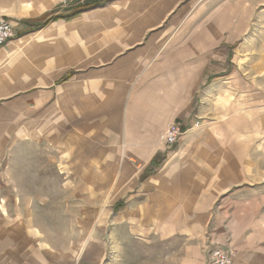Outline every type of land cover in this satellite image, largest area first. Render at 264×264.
Listing matches in <instances>:
<instances>
[{"label":"rangeland","instance_id":"obj_1","mask_svg":"<svg viewBox=\"0 0 264 264\" xmlns=\"http://www.w3.org/2000/svg\"><path fill=\"white\" fill-rule=\"evenodd\" d=\"M33 1L0 0V19L11 21L16 35L0 55L34 31L23 37L14 27ZM93 1L98 6L87 8ZM48 6L27 22L34 27L84 11L49 23L61 35L50 60L78 59L73 68L81 74L108 69V57L126 46L159 47L154 33L185 35L184 47L197 49L200 68L189 119L168 124L182 129L194 120L199 127L188 163L169 170L184 143L165 145L168 124L139 149L126 134L119 94L106 97L83 75L41 111L27 100L40 91L32 87L36 80L1 97L0 264H181L183 245L191 242L183 214L191 221V206L203 197L199 188L214 187L219 175L264 181V0H50ZM91 56L96 62L87 66ZM115 99L108 109L105 103ZM151 159L157 164L148 166ZM163 169L170 175L154 177ZM219 250L234 259L233 249Z\"/></svg>","mask_w":264,"mask_h":264},{"label":"crops","instance_id":"obj_2","mask_svg":"<svg viewBox=\"0 0 264 264\" xmlns=\"http://www.w3.org/2000/svg\"><path fill=\"white\" fill-rule=\"evenodd\" d=\"M48 3L50 0H34L30 3L31 9L26 19L14 25L19 32L17 34L25 37L29 33L27 31L33 28L32 23L27 21L49 12L53 6H48ZM49 23L30 32L32 34L19 41L6 56L0 55V98L18 91L20 89L18 86L23 82L36 80L32 87L40 91L31 94L27 100L35 103L34 111H41L42 105L47 106L52 101L59 103L65 88L73 87L76 83L73 79L76 77L79 79L83 75L81 78L88 84L94 86V82H98L106 97L114 99L119 94L121 103L125 105L124 111L128 112L125 117L126 134L135 136L138 144L141 142L142 145L149 137L156 136L169 122L189 119L193 74L199 70L200 60L197 58V49L184 47L187 45L185 35L154 33L151 41L159 47L148 46L150 41L148 45L144 43V46L136 48L126 46L125 51L113 54L114 56L108 55V61L112 62L108 69L92 73L83 71L81 74L80 69L73 68L79 63L78 59H68L66 63L58 62V59L50 60L55 55L52 42L61 35L55 32L53 25ZM50 61L53 64L50 67L42 65ZM84 61L90 62L87 66L96 62L93 56ZM113 73H116L114 76L119 75L118 83L117 79L113 80ZM112 83L117 84L113 86ZM53 85L59 89L55 91L52 89ZM116 101L117 99L105 103V106L113 109ZM194 123L193 120L182 124L183 134L174 148L182 142L184 144L179 150L182 146L183 148L176 152V160L173 159L174 163L168 165L169 170L172 167L177 168L179 164L188 163L184 160L185 154L189 152L188 147L195 145L189 140L193 139L194 132L199 127H194ZM87 126V123H82V127ZM108 126L111 127L110 124ZM141 145L139 149H143ZM161 152H164V148ZM206 158L207 153L202 159L205 161ZM152 159L148 166L157 164ZM165 175L169 176L170 172L163 169L154 177L160 179ZM247 178L235 176L234 180L231 175H219L214 187L207 185L203 189L199 188V191L203 190V197L201 201H194L192 204L191 221L183 214L184 222L189 225L185 228L187 231L185 237L189 234L187 238H190L191 242L183 245L186 253L181 264H208V253L222 248L235 251L232 264H264V181L252 182L247 181Z\"/></svg>","mask_w":264,"mask_h":264},{"label":"built area","instance_id":"obj_3","mask_svg":"<svg viewBox=\"0 0 264 264\" xmlns=\"http://www.w3.org/2000/svg\"><path fill=\"white\" fill-rule=\"evenodd\" d=\"M14 38L13 29L11 23L0 19V48L5 46ZM199 124L195 123L194 127H198ZM181 128L175 126L173 123L168 124L162 139L169 148L176 144L180 137ZM232 253L224 252L223 250L214 249L210 251L208 264H232Z\"/></svg>","mask_w":264,"mask_h":264},{"label":"trees","instance_id":"obj_4","mask_svg":"<svg viewBox=\"0 0 264 264\" xmlns=\"http://www.w3.org/2000/svg\"><path fill=\"white\" fill-rule=\"evenodd\" d=\"M96 6H98L97 1H93L92 3H89L88 5H86V7L89 8V9L90 8H94ZM82 12H84V11H82ZM82 12L76 10L74 13H72V14H70L68 16H57V17H54V18H50V19L46 20L43 24L34 26L33 30H37V29L47 25L49 22L57 21L59 19H64L65 21H71V20L77 18Z\"/></svg>","mask_w":264,"mask_h":264},{"label":"bare ground","instance_id":"obj_5","mask_svg":"<svg viewBox=\"0 0 264 264\" xmlns=\"http://www.w3.org/2000/svg\"><path fill=\"white\" fill-rule=\"evenodd\" d=\"M182 134H183V132H182V129H181V132H180V137L182 136ZM180 137H179V138H180ZM176 143H177V142H176Z\"/></svg>","mask_w":264,"mask_h":264}]
</instances>
